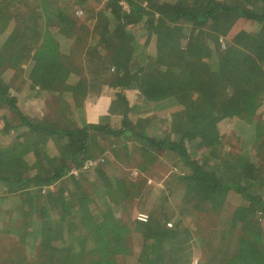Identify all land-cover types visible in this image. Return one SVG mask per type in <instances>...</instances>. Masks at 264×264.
Returning a JSON list of instances; mask_svg holds the SVG:
<instances>
[{
    "label": "trees",
    "instance_id": "16d2710c",
    "mask_svg": "<svg viewBox=\"0 0 264 264\" xmlns=\"http://www.w3.org/2000/svg\"><path fill=\"white\" fill-rule=\"evenodd\" d=\"M89 2L0 0V185L3 199L17 197L16 219L0 225L11 235L0 257L20 247L8 264H122L140 233L143 264H171L196 246L205 264L211 252L219 264H264V0H106L98 10ZM94 18L104 26L87 46ZM102 87L110 110L86 121V99ZM12 89L59 97L66 122L60 113L37 119ZM227 123L243 154L228 148V128L219 129ZM115 158L140 171L135 180L112 167ZM89 162L105 200L97 211L80 182ZM162 162L185 170L152 200L144 172ZM176 185L184 191L172 206ZM133 195L147 220L136 210L124 217Z\"/></svg>",
    "mask_w": 264,
    "mask_h": 264
},
{
    "label": "rangeland",
    "instance_id": "374dc122",
    "mask_svg": "<svg viewBox=\"0 0 264 264\" xmlns=\"http://www.w3.org/2000/svg\"><path fill=\"white\" fill-rule=\"evenodd\" d=\"M12 1V0H10ZM90 2L88 3L89 6H91V8L93 9H101V8H104V6L106 5V0H89ZM126 5V3H125ZM125 8H127V5L125 6ZM79 12H82L81 10ZM83 15V14H82ZM81 15V16H82ZM85 15V14H84ZM108 18H110V15L107 16ZM106 19V18H104ZM95 20H88L86 19V23L88 24V27L90 28L91 30V34H89L88 36H82L84 38V43L89 46L90 44L92 45H95V42H97V38L93 37V27L91 28L90 24H92ZM43 22V20L41 21ZM84 22V23H85ZM99 28L98 26H96V31H99ZM83 43V46H85V44ZM100 51L104 48L103 45H99L98 46ZM90 76L92 75L91 73H89ZM11 74L9 73V75L7 76V80L9 79V77ZM14 88V87H13ZM101 89V88H100ZM107 87H102L101 90H103V94H99V97L98 99H96V94H94V96H90V97H87V99L89 98V102H91V100H93V104L95 102L98 101V104L100 102H102L103 104V107L104 108H101L102 111H109L110 110V107H108V104H107V99L106 101H101L100 99L102 98V95H105L106 94V90ZM13 91V94L15 95H19V98H20V104L23 106V108L25 110H34V112L32 113L33 115L36 116V118H42L43 116H47L48 117H53L54 118H57L59 116V113L62 114V120L63 122H66V118H67V110L63 107L62 105V108L58 110V106L59 104H62L59 100V97H55L53 96L51 93H48V92H41L42 94L39 93V95H37L36 97L34 98H31L29 97L28 95H26L27 93L25 92L26 90H21L20 92L16 89H12ZM86 99V100H87ZM104 104H107V105H104ZM110 105V103H109ZM108 107V108H107ZM262 109H264V106L262 107ZM98 110V109H97ZM6 109H0V114L3 112H5ZM102 114V113H101ZM103 115V114H102ZM260 115V114H259ZM91 117L94 118V116L90 115ZM131 116H136V114H132ZM76 117V122L78 124V120L77 119V116ZM264 117V115L262 116ZM4 119L0 118V128H2L4 126ZM118 124L119 123V120H111V124ZM237 124V122H236ZM231 125V127L229 128V126ZM228 128V131L225 133L227 134L226 137L224 138V140L226 141V144L228 143L230 146H228V148L231 149V152L235 153V154H243V151L244 150L241 146H240V143H238V141H236V136L234 135V128H233V123H227V125H224L222 124L219 129L220 131H225L226 129ZM14 133L12 132V135ZM231 138V139H230ZM103 142H105L106 144H108L110 146V143L106 140H103ZM112 145V143H111ZM257 145V144H256ZM256 145H254V147H250L249 149H247V152L249 153V155L251 156H254L256 155ZM115 146V145H114ZM55 149V148H53ZM111 150V149H109ZM52 154H56V151L53 150L52 151ZM113 155V154H112ZM114 156V155H113ZM99 157H102V156H98V159L100 160L101 158ZM116 159V162L112 165V164H106V162L103 163V168L104 169H107V168H110V166L112 165V167H116L117 164L121 165L123 168L125 167L127 169V171L130 172V175L132 177V179H136L135 177L140 174V171H138L137 168L135 167H131V166H127L124 164V162L122 160H119L117 158ZM262 164H263V168H264V147H263V151L261 152V155L257 158ZM70 160V159H69ZM117 163V164H116ZM82 170H84V173L86 174V179L85 177L84 178H81L80 179V182H81V185L82 186H86V189H88L90 192H91V195L90 196H94L93 197V203L91 202V205L92 207H96V211L98 210L97 206L93 205L95 202L96 203H100L102 205H104V195L103 193L101 192V190H99L98 194L96 193V187L97 186H100L101 185V177H100V173H99V170H97V167H87V165H83L82 167H80ZM80 168H77V169H74L72 170L71 172H80ZM88 168V169H86ZM180 169L179 167L177 166H173V164H169L168 162L167 163H161V165L157 166L156 169H153L149 172H144V177H147L148 178V184L150 186H153L155 188V191L154 192V195L159 197V194H158V191L160 190V188H164L165 185L167 184V181L170 177V174L174 173V172H177L179 171L178 169ZM183 171L185 169H182ZM108 176H112L114 175L115 173H113V171L111 170H108ZM220 172V171H219ZM119 174V173H117ZM67 177H64L63 179H66ZM67 181V179H66ZM70 182V181H69ZM72 186H69V189L71 188ZM73 187H77V186H73ZM72 187V188H73ZM71 188V189H72ZM146 192L147 193H150L149 191V188L147 187L146 189ZM5 190L3 189V187L0 185V225L2 226L3 223H5V221H11L13 219H16V212L15 211V208L17 207V197L15 196H12L10 193L8 194L7 198L6 199H3L2 196H4V194L6 195L7 192H4ZM153 192H151V194H153ZM163 193H161L160 195L162 196ZM68 195V194H67ZM96 195V196H95ZM170 199L173 203V205L175 204L174 201L177 200L178 197L175 196V194H171L170 196ZM150 197L147 195V196H144V199H149ZM106 199V198H105ZM139 197L137 195H133V198L131 200V203L129 204V208H128V211H126L124 213V217H127V215L132 212L133 210L138 213L139 215V212H138V209H136L137 207H135V204L137 203ZM130 201V200H129ZM137 205V204H136ZM172 205V206H173ZM139 207H142V208H145L144 206H139ZM117 208V207H115ZM150 208V207H149ZM149 208L147 210H149ZM13 210L12 211V215L13 216H10L8 211L9 210ZM5 210L7 211V213L5 212ZM147 213V212H145ZM148 214V213H147ZM31 216H33L34 218V214H31ZM14 217V218H12ZM138 217V216H137ZM10 219V220H9ZM36 222V226L34 225V230L33 231H36L35 233H38L37 232V229L38 227H40L41 223H40V219L38 218H35L34 219V223ZM170 225L174 224L173 223V220H170ZM11 223V222H10ZM14 224V223H13ZM40 224V225H38ZM169 225V226H170ZM33 228V227H32ZM11 235L8 233V234H1L0 235V248L1 246H3L2 242H6V243H9L10 237ZM33 237H36V235H32ZM5 238V239H4ZM221 238V237H220ZM227 244L228 245V239L225 237V238H222V239H218L216 245L217 246H220V245H225ZM18 245V244H17ZM144 243L142 241V236L140 233H136V235H133L132 237V242L130 243V251L128 254H126L125 256H120V258H123V260H121L120 262L122 264H143L145 261H146V256L143 255L144 253L147 252V250L143 253L142 252V248L144 247ZM18 251L15 253V256L14 255H10L8 253H3L2 254V257H0V263L1 264H8L7 261H15V259H19V257L22 255L21 253V248L19 247V249H17ZM198 250L196 249H193V252L192 254H195ZM176 252V251H175ZM181 251L179 253L176 252V255H173V256H169V258L167 259L171 264L175 263V264H180V260L183 261L182 258H180L179 256H181ZM31 253L28 252V256H30ZM32 256V255H31ZM199 256V255H198ZM201 257V255H200ZM202 259V257H201ZM201 259L198 260L196 258L195 255H193V257L190 259L189 257L185 258L184 259V263L185 264H201ZM148 260V259H147ZM17 261V260H16ZM15 261V262H16ZM30 264H33V263H30ZM212 264H219L218 262V259L217 258H213V261H212Z\"/></svg>",
    "mask_w": 264,
    "mask_h": 264
},
{
    "label": "crops",
    "instance_id": "0c3cea01",
    "mask_svg": "<svg viewBox=\"0 0 264 264\" xmlns=\"http://www.w3.org/2000/svg\"><path fill=\"white\" fill-rule=\"evenodd\" d=\"M124 4V8H125V6L127 5V8L126 9H128L129 8V5L126 3V5H125V3H123ZM112 15V14H111ZM92 20H95L92 24H90V26H91V28L93 27V30H95L96 29V26H98L99 28H101V27H103L104 25H99V21H97V19L96 18H94V19H92ZM104 22H105V20L104 19H102ZM97 21V22H96ZM105 95H107V97L109 98V94L108 93H106ZM105 95H102V98L100 99V100H103V101H106V99L105 98H103ZM99 97V96H98ZM98 97L96 98V99H98ZM87 101V103L89 104V106H90V110L91 111H89V109H88V115H87V117H86V121L88 120H90V121H92V120H94V121H96V120H98L99 118H100V115H101V113L102 114H104V113H106V111L104 112V111H102V109L101 108H104L103 107V104H102V102H100L99 104H98V101L97 102H95L94 104H93V100H91V102H89V98L86 100ZM105 105V104H104ZM109 105V104H108ZM108 107H110V106H108ZM107 107V108H108ZM98 109V110H97ZM90 115H92V116H94V118L93 117H91ZM81 121V120H80ZM79 124H80V122H79ZM81 124H82V122H81ZM157 168V166L155 165L154 166V168L153 169H156ZM178 169V168H177ZM179 170V172H181V171H183V170H180V169H178ZM174 174V173H173ZM166 186V185H165ZM177 187H176V189L172 192V194H175V196L176 197H178L177 198V200L176 201H174L175 202V204H176V202L178 203L179 202V196L183 193V189H182V187L180 186V185H176ZM160 189H163V188H160ZM154 195V194H153ZM171 195V194H170ZM150 197V196H149ZM157 196H152L150 199H155ZM168 203L170 204V205H173V203H172V201H171V199H170V197L168 196ZM174 204V205H175ZM168 222H170V220H168ZM169 225V224H168ZM192 241V240H191ZM190 241V242H191ZM188 242L186 243V244H183L182 246L184 247V248H187L188 247ZM193 246V245H192ZM191 246V247H192ZM220 247L222 248L223 247V245H220ZM193 249H196V250H198L195 254H192V252H193ZM180 251H181V249H180ZM182 252V251H181ZM192 252H191V254L190 255H188V257L191 259L192 257H193V255H195L196 256V258L197 257H199L198 255H200L201 254V252H202V249H200V247L199 246H196V247H192ZM7 253V252H6ZM211 254L213 255V258H214V255H215V252H211ZM186 257V256H185ZM185 257H183V261L180 263V264H185L184 263V259H185ZM200 258V257H199ZM218 259V258H217ZM219 262V261H218ZM201 264H205L204 263V261H203V259H201ZM207 264H209V263H207ZM212 264V263H211Z\"/></svg>",
    "mask_w": 264,
    "mask_h": 264
},
{
    "label": "built area",
    "instance_id": "2783aa9c",
    "mask_svg": "<svg viewBox=\"0 0 264 264\" xmlns=\"http://www.w3.org/2000/svg\"><path fill=\"white\" fill-rule=\"evenodd\" d=\"M92 164H93L92 162H89V163L86 164V165H87V167H88L89 165H92ZM139 218L142 219V220H147V219H148V215L142 213V214H140Z\"/></svg>",
    "mask_w": 264,
    "mask_h": 264
},
{
    "label": "clouds",
    "instance_id": "9594fccd",
    "mask_svg": "<svg viewBox=\"0 0 264 264\" xmlns=\"http://www.w3.org/2000/svg\"><path fill=\"white\" fill-rule=\"evenodd\" d=\"M140 214H142V213H140ZM140 214L138 215V218H139V216H140ZM143 214H147V213H143ZM148 215V214H147ZM149 217V216H148ZM140 219V218H139ZM140 220H142V219H140ZM145 221V220H144ZM169 225H170V223H169Z\"/></svg>",
    "mask_w": 264,
    "mask_h": 264
}]
</instances>
